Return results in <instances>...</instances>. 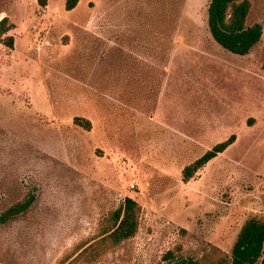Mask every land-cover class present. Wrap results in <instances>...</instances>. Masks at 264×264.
<instances>
[{
  "label": "rangeland",
  "instance_id": "374dc122",
  "mask_svg": "<svg viewBox=\"0 0 264 264\" xmlns=\"http://www.w3.org/2000/svg\"><path fill=\"white\" fill-rule=\"evenodd\" d=\"M209 1L0 0L13 38L0 43V218L33 197L0 222V264H57L126 197L138 231L93 264L230 254L245 221L264 220V40L224 50ZM249 1L246 26L264 29V0Z\"/></svg>",
  "mask_w": 264,
  "mask_h": 264
},
{
  "label": "trees",
  "instance_id": "16d2710c",
  "mask_svg": "<svg viewBox=\"0 0 264 264\" xmlns=\"http://www.w3.org/2000/svg\"><path fill=\"white\" fill-rule=\"evenodd\" d=\"M41 6L46 0H37ZM78 0H65V10H73ZM251 9L249 0H210L207 7V26L213 40L224 50L244 56L261 40L264 29L254 24L246 26V19ZM12 29L7 18L0 20V43L13 47V38L7 33ZM74 124L90 129V122L75 118ZM235 141V135L215 144L199 158L186 165L182 170V181L187 183L206 164L222 154ZM33 202L29 196L24 201L10 207L0 218V222L15 218L26 212ZM264 205V196L262 199ZM140 205L126 197L114 210L110 211L99 223L96 235L82 241L67 252L57 264H93L109 251L132 239L139 228ZM181 247L167 251L162 260L167 264H264V220L249 218L237 234L230 254L210 246L209 250L198 258L182 257L178 253Z\"/></svg>",
  "mask_w": 264,
  "mask_h": 264
}]
</instances>
